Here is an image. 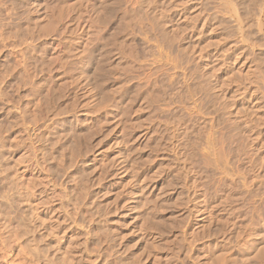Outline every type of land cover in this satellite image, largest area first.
Instances as JSON below:
<instances>
[{
  "label": "rangeland",
  "instance_id": "obj_1",
  "mask_svg": "<svg viewBox=\"0 0 264 264\" xmlns=\"http://www.w3.org/2000/svg\"><path fill=\"white\" fill-rule=\"evenodd\" d=\"M25 1L0 0V37L9 38H0L2 107L18 114L22 101L34 116L42 83L59 101L17 127L0 110V145L16 169L30 170L37 213L61 240L51 246L72 264H264V13L242 29L224 13L223 28L221 0H118L105 23L103 0ZM20 28L26 36L10 34ZM107 39L99 89L87 56ZM71 125L86 136L82 156L73 165L60 156L66 168L54 173L38 162L40 140ZM72 172L87 175L88 195ZM1 202L0 264H43Z\"/></svg>",
  "mask_w": 264,
  "mask_h": 264
},
{
  "label": "bare ground",
  "instance_id": "obj_2",
  "mask_svg": "<svg viewBox=\"0 0 264 264\" xmlns=\"http://www.w3.org/2000/svg\"><path fill=\"white\" fill-rule=\"evenodd\" d=\"M29 1V0H28ZM104 1V2H103ZM101 3H100V21H109V19L111 20V18L114 16V13L116 12L115 10V6L117 5V3H119L118 0H103ZM221 6L220 8H215V11L217 9V16L215 18H218L217 19V22L219 23V26L220 25H223V28H224V19L222 18L223 14H230L231 16L237 18L239 21H238V24L240 26V28L242 29V25L243 23H246L248 22V19H251V20H254L255 16H258V14H263L264 13V10L262 11V6L263 5H260V1L261 0H221ZM27 1L25 0H15V3H13L14 5L16 6H27L28 4H26ZM28 3V2H27ZM145 3V2H144ZM220 3V2H218ZM204 4V3H203ZM25 6V7H26ZM43 6V4H42ZM147 6V5H146ZM173 6L172 7L173 9L177 7V17H183V14H184V9L185 7L183 8L182 6H180L179 4H176V3H173ZM207 6V5H206ZM259 6H261L262 8H259ZM29 7V5H28ZM217 7V6H216ZM16 9V8H15ZM146 9V8H144ZM219 9V10H218ZM115 10V12H114ZM38 11V10H37ZM29 14H30V11L28 10ZM40 12V11H39ZM114 12V13H113ZM148 12V11H147ZM165 16L163 17L164 19H172L173 18V14L170 13L171 11L169 9H165ZM119 13V12H117ZM164 13V11L162 10V13L159 14L158 17H160L162 14ZM220 13V14H219ZM26 14V13H25ZM28 14V13H27ZM26 14V15H27ZM216 13H214L215 15ZM222 15V16H221ZM29 17V15H27ZM31 16V15H30ZM260 16V15H259ZM27 17V18H28ZM156 18V22H157V25L158 26H161L162 24H164V19L163 18ZM224 17V16H223ZM229 17V16H228ZM26 18V22H28L30 25H33L34 22L36 21H33L34 19H30L32 18V16L30 18H28L27 20ZM222 18V19H221ZM230 18V17H229ZM247 20V22H244V20ZM258 18V17H257ZM22 19V18H21ZM236 19V20H237ZM211 20V18H210ZM257 20V19H256ZM23 21V19H22ZM173 21V20H172ZM30 22H33L30 23ZM210 22V21H209ZM208 22V23H209ZM108 23V22H107ZM206 23V22H205ZM235 23V22H234ZM258 23V22H257ZM36 24V23H35ZM236 28H237V25H235ZM4 27V26H3ZM31 27V28H30ZM29 27V30L32 29V27L34 26H30ZM161 27H164L161 26ZM37 28V27H36ZM39 28V27H38ZM232 28V27H231ZM239 28V27H238ZM237 28V29H238ZM1 29V27H0ZM28 29V27H27ZM220 29V28H218ZM18 30V29H15V31ZM28 30V32H29ZM40 30V29H39ZM227 30V29H226ZM12 31V30H11ZM27 30L26 29H19L18 31H16L15 33H10V34H16L18 36L21 37H24L26 36V33L25 35L23 34V32H26ZM33 31V30H32ZM239 31V29H238ZM8 32V31H7ZM34 33V32H33ZM40 33V32H39ZM243 33V32H242ZM35 34V33H34ZM29 35V34H27ZM33 35V34H32ZM41 35V34H40ZM241 35V34H240ZM18 36H16L17 38H19ZM30 36V35H29ZM28 36V37H29ZM2 37V35H1ZM0 37V38H1ZM11 37V36H10ZM36 37V36H35ZM3 40H1L2 42L1 43H5L6 41V38L8 37H2ZM19 38V39H20ZM30 38V37H29ZM37 38V37H36ZM41 38V37H40ZM39 38V40H40ZM170 38V37H168ZM243 38V37H242ZM9 39V38H8ZM31 39H34L31 37ZM38 39V38H37ZM109 39V38H108ZM107 39V44L104 46H101L100 44L99 45H94L93 47H91L90 49V52H89V56H87L89 58V62L90 63H87V64H90L91 66V76L94 78V82H96V85L97 87H100L99 89L103 88L104 86V83L102 81V78L101 77H104L105 74H102L101 72H103L105 66L106 65V57L109 55V50L110 48L108 47V45L110 46L111 44H109L110 42L108 41ZM224 39V38H223ZM15 40V39H14ZM23 39H21L20 41H22ZM29 40V39H28ZM171 40V38H170ZM8 41V40H7ZM26 42V41H24ZM23 42V43H24ZM239 42V41H238ZM244 42V41H243ZM33 43V42H32ZM8 44V43H7ZM40 44V42H39ZM1 45V44H0ZM39 46V45H38ZM43 46V44H42ZM259 46V45H258ZM90 47V46H89ZM47 49V47H46ZM250 49V48H249ZM27 50V49H26ZM44 50V49H43ZM27 53V52H26ZM40 53V51H39ZM241 55L242 54H246V50L243 49L242 52H239ZM237 54L238 56H241L240 54ZM25 54V53H24ZM263 54V53H262ZM237 56V57H238ZM246 56V55H244ZM262 56V55H261ZM43 57V56H42ZM243 57V56H242ZM252 57V56H251ZM233 58V57H232ZM257 58V56L255 57ZM28 59V58H27ZM43 59V58H42ZM41 59V60H42ZM47 59V58H46ZM223 59V58H222ZM221 59V60H222ZM248 59V58H246ZM261 59V58H259ZM33 60V59H32ZM238 60V59H237ZM249 60V59H248ZM264 60V59H263ZM6 61V60H5ZM25 61V60H24ZM257 61V60H256ZM260 61V60H259ZM31 62V61H29ZM40 62V61H39ZM7 63V62H6ZM25 63V62H24ZM36 63V62H34ZM32 64V63H31ZM29 65V64H28ZM33 65V64H32ZM36 66V65H34ZM48 66V65H47ZM46 66V67H47ZM15 67V66H13ZM17 67V66H16ZM26 67V66H25ZM32 67V66H31ZM30 67V68H31ZM37 67V66H36ZM43 67V65H42ZM89 67V66H88ZM28 68V69H30ZM41 68V67H40ZM42 69V68H41ZM254 69V68H253ZM31 70V69H30ZM38 70V69H37ZM50 70V69H48ZM47 71V70H45ZM43 72V71H41ZM27 73V72H26ZM47 73V72H45ZM18 74V73H17ZM4 75V74H3ZM19 75V74H18ZM48 75V74H47ZM17 76V75H16ZM2 77V76H1ZM3 78V77H2ZM31 78V77H30ZM29 78V79H30ZM17 79V78H16ZM27 79V78H26ZM33 80V79H32ZM31 80V81H32ZM30 81V83H31ZM46 81V80H45ZM16 83V82H15ZM42 84H46V83H42ZM227 84V83H226ZM35 85V84H34ZM44 85H41L42 86L41 88L40 87H37V88H40L38 90H35L33 94H35V97L37 96V98L39 97L40 98V101L42 100L43 101V107L39 109V103L38 101L35 102L34 101V104H36V106L34 105L35 107V115L33 116L32 113L29 112V109L31 108L30 106H28V104L26 103H23L22 101L19 103V105L17 106L16 110L15 111H18V114H16L15 112H13L11 109H7L6 111L4 107H2L3 103L0 104V110H3L5 112V117L6 119L8 120L7 121V126L9 125L10 127H17L19 125H22L24 122L28 121V122H31V121H34V120H37V117H39V115L43 114V113H48L50 112V110H52V108L54 107V104H56V101L58 100L59 101V93L54 91V89L51 87H47V88H44L43 86ZM224 85H225V82H224ZM20 88L23 87V86H19ZM36 87V86H35ZM2 89V88H1ZM0 89V97L2 98V100H4V95L6 94V92H3L2 90ZM24 89V88H23ZM104 89V88H103ZM22 90V89H21ZM261 90V89H260ZM30 91V90H29ZM103 90H101L102 92ZM248 91V90H246ZM31 93V92H29ZM239 93V92H238ZM243 93V91H242ZM246 93V92H245ZM16 94V92H15ZM19 94V93H18ZM24 94V93H23ZM237 94V93H236ZM244 94V93H243ZM240 94L239 93V96L236 95L234 96L233 98V101L237 102V101H243V100H240L242 96H245V94ZM8 95V94H7ZM27 95V94H26ZM14 96V94H13ZM264 96V95H263ZM246 97V96H245ZM244 97V98H245ZM61 98V97H60ZM21 100V99H20ZM8 100H6L7 102ZM32 101V100H31ZM39 101V102H40ZM5 102V101H3ZM9 103V102H7ZM5 104V103H4ZM38 104V105H37ZM57 106V105H56ZM29 108V109H28ZM55 108V107H54ZM33 110V109H32ZM30 110V111H32ZM46 111V112H45ZM1 112V111H0ZM33 112V111H32ZM43 117V116H42ZM4 124V123H3ZM50 127V126H49ZM77 127L75 126H72L71 127L69 126L68 128L66 127V129H64L63 131H57V128L55 127L54 128H48L49 130V134H44L42 135L43 133H41L42 136H44L42 138V140H40L42 143L41 144V149H42V154H41V159L38 160L39 161H43L45 164H48L50 166V170L57 172L59 173L60 171H62V169L64 168L63 166V163H65L64 161L61 163L62 165H56L58 164V161L56 163V160H58L60 158V156L62 157H65V155H70V158L67 159L72 165L74 164V158L76 156V154L82 156L81 154V151L79 150V147H78V144L80 141V139H85V137H83V133L76 130ZM84 132V131H83ZM89 133V131H87V134ZM92 133V132H91ZM90 133V135H91ZM89 135V136H90ZM34 138H36V135H33ZM38 138V137H37ZM88 138V137H87ZM86 138V139H87ZM1 139V138H0ZM38 140V139H37ZM90 140V139H89ZM87 141V140H86ZM1 142V141H0ZM6 142V141H5ZM16 143V142H15ZM190 143V142H189ZM1 144V143H0ZM2 144H3V140H2ZM1 144V145H2ZM0 145V175H1V180L4 184L5 189L2 193H0V200L4 202V205H2L3 202H1V206H5V210H6V215L14 218V227L15 229H17V231L19 232L18 234H20L21 238L23 239L24 241V244L28 246V248L30 249V253H31V250L32 252L36 255L35 259H40V261L43 263V264H56V262H66L68 264H72L73 261H69L71 262H67L68 256H65V254L63 253V251H61L60 248H57V246H51V243H49L52 239L53 241L57 242V244L59 243V238H58V235L57 233L55 234L54 232L52 231H55V229H51V231L47 228L48 226H46L45 224V221L39 216L40 214L37 213L38 211V205L39 203H37V201L39 200V196H37L38 194L34 191L35 190V187L32 185V181H27V178H26V173H27V170L28 167L23 171H20V169H16V166H15V163L11 161V159L9 160L8 157H6L5 155V149L3 148V146ZM7 146V145H6ZM84 146V145H83ZM5 147V146H4ZM86 149V148H85ZM192 149V148H191ZM31 150V149H29ZM82 150V148H81ZM54 151V153H53ZM83 151V150H82ZM32 154V153H31ZM52 154L55 156L53 157ZM77 155V156H78ZM33 156V155H32ZM52 156V157H51ZM59 156V157H58ZM76 156V158H77ZM67 157V156H66ZM69 157V156H68ZM24 159V158H23ZM31 159V158H30ZM55 163H54V162ZM66 161V160H65ZM68 163V162H67ZM38 164V163H37ZM36 164V166H37ZM33 165H35L33 163ZM32 166V165H31ZM63 166V167H62ZM70 166V165H69ZM75 166V165H74ZM18 167V166H17ZM58 168V169H57ZM66 168V166H65ZM31 169V168H30ZM64 170V169H63ZM30 171V170H29ZM23 173V174H22ZM83 174V173H82ZM81 174V175H82ZM80 174L77 175V174H73V172L69 175L70 178H72L71 180L73 181V183H77L79 185H81L82 187V190H83V195L87 194V191L88 189L87 186H85L86 184L83 182L84 180V176H87V175H83L81 176ZM68 177V176H67ZM68 177V178H69ZM36 181V180H35ZM38 183V182H37ZM40 183V182H39ZM2 184V185H3ZM36 184V182H35ZM75 184V185H77ZM1 185V186H2ZM78 185V187H79ZM0 186V187H1ZM3 187V186H2ZM92 187V186H91ZM4 188V187H3ZM2 188V189H3ZM0 191H1V188H0ZM80 191V190H79ZM82 192V191H80ZM73 193V192H72ZM82 194V193H81ZM91 194V193H90ZM73 198V197H72ZM84 198V197H83ZM77 200V199H76ZM86 201V200H85ZM40 204L42 201H39ZM87 202V201H86ZM37 203V204H36ZM87 204V203H86ZM98 204V203H97ZM43 206V205H42ZM88 206V205H87ZM97 206V205H96ZM90 207V206H89ZM101 208V207H100ZM99 209V208H98ZM100 210V209H99ZM105 210V209H104ZM95 211V210H94ZM98 211V210H97ZM41 212V211H40ZM103 213V212H102ZM81 214V213H80ZM95 214V213H94ZM105 214V213H104ZM98 216V215H96ZM75 218V217H74ZM69 219V218H68ZM73 219V218H72ZM10 223V224H11ZM51 223V222H50ZM57 223V222H56ZM159 223V222H157ZM162 222H160L159 224H161ZM1 224V223H0ZM52 224V223H51ZM99 224V223H98ZM164 225V223H162ZM58 225V224H57ZM156 225V224H154ZM157 226V225H156ZM10 228H11V225H10ZM12 229V228H11ZM105 229V228H104ZM14 230V229H13ZM61 230V229H60ZM2 232V231H0ZM104 232V231H103ZM163 232V231H162ZM10 233V232H9ZM2 235V234H1ZM7 236V235H6ZM2 237V236H1ZM57 238L59 240H57ZM20 239V238H19ZM55 239V240H54ZM6 241V240H5ZM61 241V240H60ZM4 243H7V242H4ZM3 243V244H4ZM168 243V242H167ZM73 245V244H72ZM169 245V244H168ZM8 246V245H7ZM48 246L50 247V249L48 248ZM60 246V244H59ZM12 248V247H11ZM27 248V247H26ZM27 248V249H28ZM52 248V250H51ZM169 248V247H168ZM53 251V252H52ZM71 253V252H70ZM32 254V253H31ZM34 254H32L34 256ZM68 254H69V250H68ZM67 255V254H66ZM77 256V255H76ZM123 256V255H122ZM71 257V256H70ZM69 257V258H70ZM78 257V256H77ZM108 257V256H107ZM110 258V257H109ZM63 260V261H61ZM71 260H73L71 258ZM125 261V260H124ZM57 262V263H58ZM77 263V262H76ZM59 264V263H58ZM125 264V263H123Z\"/></svg>",
  "mask_w": 264,
  "mask_h": 264
}]
</instances>
